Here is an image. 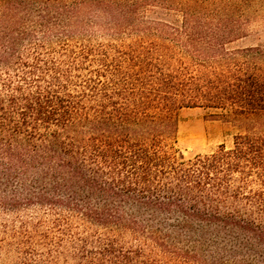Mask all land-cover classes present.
Returning a JSON list of instances; mask_svg holds the SVG:
<instances>
[{"label": "trees", "instance_id": "1", "mask_svg": "<svg viewBox=\"0 0 264 264\" xmlns=\"http://www.w3.org/2000/svg\"><path fill=\"white\" fill-rule=\"evenodd\" d=\"M175 6L181 24L155 31L172 29L181 54L151 42L50 57L46 23L0 17V257L264 264V48L228 46L246 36L240 19ZM186 107L245 129L229 147L185 155L175 143Z\"/></svg>", "mask_w": 264, "mask_h": 264}, {"label": "rangeland", "instance_id": "2", "mask_svg": "<svg viewBox=\"0 0 264 264\" xmlns=\"http://www.w3.org/2000/svg\"><path fill=\"white\" fill-rule=\"evenodd\" d=\"M156 3V4H152ZM195 5L196 16L203 18L231 17L243 21L246 36L230 43L229 47L259 45L264 48V0L253 1H91V0H7L0 1V17L17 23H46L45 55L59 57L62 48L96 51L108 48L111 52L127 49L132 43H163L182 53L181 42L172 29L155 31L156 22L179 26L183 17L175 5ZM112 4L110 8L106 5ZM6 15V17H5ZM174 33L175 40L172 39ZM41 34L20 45L22 53L33 51ZM204 46V45H201ZM213 109L186 107L178 111V132L175 148L185 155L205 154L221 144L231 146L235 135L244 131V124H235L212 115ZM0 214V223L4 221ZM17 253L11 250L0 257V264H15Z\"/></svg>", "mask_w": 264, "mask_h": 264}]
</instances>
